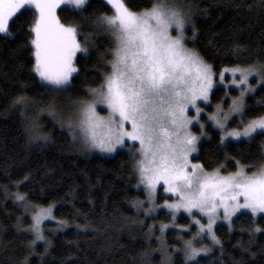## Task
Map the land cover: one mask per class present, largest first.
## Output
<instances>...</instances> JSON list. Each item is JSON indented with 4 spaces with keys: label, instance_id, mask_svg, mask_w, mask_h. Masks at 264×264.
I'll list each match as a JSON object with an SVG mask.
<instances>
[{
    "label": "trees",
    "instance_id": "16d2710c",
    "mask_svg": "<svg viewBox=\"0 0 264 264\" xmlns=\"http://www.w3.org/2000/svg\"><path fill=\"white\" fill-rule=\"evenodd\" d=\"M176 1L192 15L189 47L216 73L264 62V0ZM155 2L124 0L133 12L148 10ZM34 11L22 10L10 22L11 35L0 34V264H163L165 247L171 264H184L182 252L173 249V244L181 246L179 233L171 229L161 236L157 224L171 220V214L143 219L134 206L146 194L136 187L128 149L113 156L87 152L48 118L34 121L44 139H33L29 131L33 103L46 106L68 99L67 110L70 98H88L87 90L102 83L115 43L110 33L94 26V17L112 15L110 6L105 0H88L82 13L72 5L59 10L61 23L76 27L81 46L87 48L77 55L74 87L63 96L50 93L33 71L28 28ZM226 92L222 87L213 92L212 108L223 102ZM22 96L29 101L24 107L15 103ZM246 107L253 115L264 111V87ZM209 131L195 157L205 170L223 164L222 171L232 172L237 161L251 169L264 165V136L221 143V131L212 125ZM17 194L36 210L51 208L60 231H52L46 222L45 240L30 248L35 213L31 207L25 211ZM189 220L182 216L179 223ZM216 236L219 245L211 255L199 257V264H264V215L241 213L230 226L218 225Z\"/></svg>",
    "mask_w": 264,
    "mask_h": 264
},
{
    "label": "snow or ice",
    "instance_id": "6c2138e0",
    "mask_svg": "<svg viewBox=\"0 0 264 264\" xmlns=\"http://www.w3.org/2000/svg\"><path fill=\"white\" fill-rule=\"evenodd\" d=\"M62 4L82 13L88 0H0V34L11 35L10 22L19 18L18 13L23 15L22 10H35L28 28L33 71L53 95L66 94L74 87V75L79 72L77 53H87L78 39V29L61 23L57 16ZM106 4L112 15L94 17V26L114 37L109 70L98 88L87 90L88 98H70L76 122H69L67 127L85 150L111 154L127 148L133 159L136 187L147 193L150 204H155L158 189L175 197L174 202L166 201L162 207L170 211L173 220L182 210L196 226L195 231L191 226L181 229L191 239L180 236L183 247L175 251L182 252L184 264H199L197 258L209 252L204 239L220 243L215 227L221 217L230 226L232 217L245 210L254 217L264 214V166L249 174L237 161V171L224 174L223 164L211 172L202 164H193L190 157L197 152L200 137L191 129L196 125L203 135L200 102L209 104L216 80L223 84L225 73H230V86L240 90L239 97L231 100L227 112L217 106L207 118L223 133L221 143L252 142L264 136V111L253 115L244 102V97L255 91L251 77L264 84V65H237L217 74L198 53L186 47V14L171 7L168 0H158L140 13L132 12L124 0H106ZM28 102L22 96L15 103L24 107ZM98 106L107 110V116L100 115ZM190 110L193 116H189ZM233 116L238 120L236 128L229 125ZM29 131L33 139L45 138L35 124ZM16 200L26 212L31 207L35 213L29 229L35 237L29 247L34 248L37 241L45 240L42 224L53 219L52 209L36 211L37 206H30L22 194H17ZM134 206L140 209L143 203ZM146 211L151 214L154 208ZM205 217L206 222H202ZM168 227L160 225L161 236ZM163 254V264H171L166 247Z\"/></svg>",
    "mask_w": 264,
    "mask_h": 264
},
{
    "label": "rangeland",
    "instance_id": "374dc122",
    "mask_svg": "<svg viewBox=\"0 0 264 264\" xmlns=\"http://www.w3.org/2000/svg\"><path fill=\"white\" fill-rule=\"evenodd\" d=\"M106 1V0H105ZM168 3L171 7H173L174 9L180 11L181 13H184L186 14V17H187V23H186V26H185V32H184V35H185V43H186V47L189 49V50H192L190 47H189V44L188 42L190 40L193 39V36L190 35L189 33V30L191 29L192 27V15L187 11V9L184 7V5H181L180 3H178V1L176 0H168ZM64 6H67L66 4H62L57 10H56V14L57 16L59 17V10L64 7ZM133 12V11H132ZM134 13H140V12H134ZM112 36V35H111ZM112 38L114 39V37L112 36ZM193 51V50H192ZM79 53H77L78 55ZM77 57V56H76ZM256 66H260V65H264V62L262 63H257L255 64ZM240 67H248V66H240ZM228 68H232V67H228ZM219 74V73H217ZM44 83V82H43ZM250 84H251V87L255 89L254 92H250L248 93L245 97H244V102H245V105L247 104V101L250 97H252L253 95H255L257 93L258 90H260L262 87H264V84H258L257 83V77L253 76L250 78ZM231 85V74L230 73H225V79H224V83H220L219 80H216L215 84H214V87L212 89V92H211V95H210V103L207 104V105H204L202 102H200V107L203 109V112L201 114V118H200V122L203 123L205 125L204 129H203V135H201V130L199 129L198 126L196 125H193L192 127V132L199 136L200 137V140L197 144V152L193 153L192 156L190 157L191 161L193 164H201L200 162L196 161L195 160V157L198 156L199 154V150H200V144L203 140H205L206 138L209 137V134H210V131H209V126L212 125V121L209 120L207 117L209 115H212L216 112V108L217 106H220L221 108H223L224 112H227L228 109L231 107V100L232 99H236L239 97L240 95V90L238 88H235V87H232L230 86ZM219 87H222V88H225L226 89V93L224 95V100L221 104L219 105H216L212 108V102H211V97H212V94L213 92L219 88ZM58 95H61L63 96V94H58ZM68 99H65V100H62V101H54L52 103H50L51 105L47 104L46 106L44 105H40V104H36V103H33L31 105V108H30V111H29V114H28V118H29V122H30V125L34 124V121H39L40 119H44V118H48L50 120H52L53 122H55L57 125H59L60 127L66 129L69 131L67 125L69 122H72V123H75L76 122V114H75V111L73 109V106L71 104V108L65 110L64 109V106L66 105V103L68 102L67 101ZM73 109V111H72ZM98 112L100 113V115L102 116H107V110H102V106H98ZM72 111V112H71ZM72 113V114H71ZM193 112L190 110L189 111V116H193ZM235 121V123L233 122ZM229 125L231 128H236L237 125H238V120L235 116L232 117V120L229 121ZM214 127V126H213ZM215 128V127H214ZM218 129V128H216ZM219 130V129H218ZM221 135H223V133L221 132ZM80 147L85 150L82 145H81V141L77 140ZM229 141H234V140H229ZM225 142H228V141H225ZM127 149V148H125ZM119 150H122V149H117V152ZM87 152H90V153H98V154H101V155H105V156H113L115 155L116 153H103L97 149H90V150H86ZM245 169L246 171L249 172V174H251L253 171H255L256 169H251V167L247 166V165H244V164H241ZM264 166V165H263ZM213 171V170H212ZM222 171V170H221ZM237 171V169L235 170ZM235 171H232V172H235ZM211 172V171H209ZM224 174H228L229 172H224L222 171ZM146 194V197L145 199H143L141 202L143 203V207L138 209L139 212L144 215L143 216V219H146V218H152L154 216H156L157 214H159L160 212H168L169 214L170 211L164 207H162V205L167 201L168 203H171V202H174L175 201V197L172 196L170 193H166L164 192L162 189H158L157 190V193H156V197H155V204H150L149 201H148V197H147V193L145 192ZM154 208V211L151 213V214H148L147 213V209L148 208ZM43 209H47V208H43ZM40 209H37L36 211H39ZM242 213H250V212H247L246 210L243 211ZM241 213H237L236 216H233L232 217V222L233 220ZM251 214V213H250ZM261 215H264V214H261ZM52 216H53V219L51 220H44L43 221V224H42V228H43V225L47 222V224H50L51 225V228H52V231H60L59 227L58 226V223H56V219L52 213ZM182 216H187L190 218L188 224H185V225H182L181 223H179V219L182 217ZM196 218H200L199 215H197ZM206 217L202 220V222H206ZM55 220V221H54ZM159 221V222H158ZM158 221H154V222H158L157 224L160 226L162 224H166V225H169V227L165 230L164 232V236L167 235V232L169 230H176L179 235L177 236V239L178 241L181 243V241L179 240V237L180 236H183L184 239H191V236L187 233H184L181 231L182 228H186V227H189L191 226L193 231H195V228L196 226L192 224V217L188 216L187 213L183 212L182 210L177 213L175 215V220L172 219V214H171V220L169 221H165V220H158ZM220 224H228L227 221H225L222 217L221 219H219L217 221V224H216V227ZM232 224V223H231ZM216 227H215V232H216ZM62 231V230H61ZM203 244L204 246H207V248L209 249V252L207 253V255H201L200 257H205V256H209L212 254V252L216 249V247L219 245V244H214L210 238H205L204 241H203ZM201 245H197V247H200ZM183 245L181 243V246H178L177 244H173V249L176 250V249H182ZM199 258V257H198ZM197 258V259H198Z\"/></svg>",
    "mask_w": 264,
    "mask_h": 264
}]
</instances>
